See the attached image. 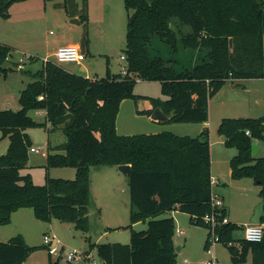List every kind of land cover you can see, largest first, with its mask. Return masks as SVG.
<instances>
[{"label":"trees","instance_id":"1","mask_svg":"<svg viewBox=\"0 0 264 264\" xmlns=\"http://www.w3.org/2000/svg\"><path fill=\"white\" fill-rule=\"evenodd\" d=\"M19 1L0 0V12L6 13ZM87 1L83 0L84 8ZM124 4L128 11L126 76H111L108 71L106 78L96 80L47 61L21 92L22 108L0 111V141L10 140L7 153L0 156V225H9L14 213L31 208L40 221L58 219L89 232L91 168L130 165L131 224L147 222L148 228L132 229L129 244L95 245L101 263L177 264L176 222L161 216L180 211L190 216L192 224L209 229L203 221L214 212L208 131L197 137L169 131L119 135L120 106L126 99L149 100L153 108L139 114L151 117L160 107L173 115L168 122L207 123L210 100L229 81L264 78V0H124ZM63 6L68 14L79 8L76 0H64ZM173 19L180 27L192 29L188 34L179 29L184 48L207 51L191 70L177 72L171 60L150 53L154 35L178 50ZM89 45L85 32L82 50ZM12 51L0 43V80L12 70L5 67ZM136 76L159 82L167 99L135 95ZM31 110L45 111L46 123L33 120ZM47 123L49 133L61 130L67 138L62 145H48L47 168H74V180L47 177L44 185H37L30 174L21 173L33 148L26 131ZM218 134L226 138V146L238 150L230 162L232 178L259 183L264 210V158L252 155V145L264 142V117L224 118ZM221 213L227 216L226 209ZM241 228L231 222L217 228L219 243L229 248L234 264H245L249 255L251 264H264V237L258 243L239 239L236 244L234 233ZM211 245L208 231L205 249L209 251ZM37 249L21 235L8 242L0 240V264H24Z\"/></svg>","mask_w":264,"mask_h":264},{"label":"rangeland","instance_id":"2","mask_svg":"<svg viewBox=\"0 0 264 264\" xmlns=\"http://www.w3.org/2000/svg\"><path fill=\"white\" fill-rule=\"evenodd\" d=\"M79 8L76 13L68 14L64 8V0H22L12 3L6 13L0 12V43L12 48V57L5 63L10 71L7 78L0 80V111H19L21 92L35 80V75L43 69L44 59L55 61V53L59 47L70 44H81L83 34L88 33L90 45L86 49L87 57L81 64H61L67 71L85 77L84 67L93 78L104 79L109 71L111 76L121 75L122 68L127 63L122 60L126 50L128 11L124 0H88L84 8L83 0H76ZM86 16L87 21L84 19ZM171 28L178 33V50L154 35L150 46L152 56L171 60L177 72L191 70L206 57L207 51H197L183 47L179 29L184 34L192 31L190 26L183 25L177 19L171 22ZM32 55L34 58L30 57ZM60 65V64H59ZM133 93L140 97L164 101L161 85L157 81L141 80L136 76ZM238 79L226 84L209 103V121L204 123L168 122L159 124L150 116L136 114L138 112L134 99H126L121 103L117 119L119 134H147L156 130L175 132L180 136H199L208 131L211 151V174L219 179L212 185L214 194L231 205L233 213L240 219H248L253 214H263L261 186L253 179L235 180L231 176V166L226 159V153L238 154V150L223 144L218 127L224 118H262L264 117V85L258 79ZM149 101V100H147ZM143 115V116H141ZM29 116L38 123H46V114L40 110L29 111ZM51 127L30 128L26 131L32 138L33 148L39 150L30 152V158L22 175H31L34 183L44 185L47 177L55 179L74 180V168H47L49 142L60 144L66 142L65 134L58 130L49 133ZM188 134V135H187ZM261 146L257 157L264 158V142L256 141ZM9 138L0 141V156L7 153ZM225 157V160H224ZM46 159V160H45ZM231 160V159H230ZM231 162V161H230ZM119 171L118 166L91 168V193L95 199L89 207L91 230L79 231L73 224L64 223L58 219L51 222L38 220L31 208H24L9 225H0L1 234L11 232L14 236L22 235L31 247H38L24 264H91L93 260L100 263L95 245L99 244H129L131 230L143 231L148 228L147 222L132 226L130 220L131 199L129 181ZM221 191V193H217ZM97 203V204H96ZM230 207V206H229ZM173 217L176 222L175 240L178 244H187L185 249L177 251V264H204L212 259L205 249L208 230L190 222V216L180 211L169 212L161 217ZM182 229L185 234H178ZM55 235L64 246V250L53 255L44 245L45 235ZM241 229L234 233L236 240L243 239ZM217 244V243H216ZM212 244V246L216 245ZM44 246V247H43ZM94 246V248H93ZM218 247L219 262L216 264H231L228 261L230 251L223 244ZM67 251H78L88 254L91 259H83L79 263L67 261Z\"/></svg>","mask_w":264,"mask_h":264},{"label":"built area","instance_id":"3","mask_svg":"<svg viewBox=\"0 0 264 264\" xmlns=\"http://www.w3.org/2000/svg\"><path fill=\"white\" fill-rule=\"evenodd\" d=\"M86 53L82 50L81 46L79 45H69V46H62L59 47L57 52L55 53V63L57 64H81L86 60ZM122 60L126 61V57L123 56ZM47 61H51L47 58L44 59V63ZM127 66L122 68L121 75L126 76ZM31 152H38L32 148ZM217 181L212 178V185H215ZM212 206L214 208V212L212 214L206 215L203 221L205 224L209 226V233H210V242L211 244L219 243V236L217 235V228L221 227L222 225L229 224L230 221L228 216H223L221 210L225 209L224 200H222L219 195L214 194L212 191ZM178 234H182L183 231L177 230ZM264 237V223H259L255 225H248L244 228V239L251 243H258L263 240ZM44 245L48 248L49 253L53 255H58L64 250V246L62 245L61 241L55 235H45L44 237ZM210 252V250L208 251ZM67 261L71 263H79L84 258L90 260L91 256L88 254L80 253L78 251H67L66 255ZM91 264H102L101 261L98 263L97 261L93 260ZM204 264H215V260H212L208 263Z\"/></svg>","mask_w":264,"mask_h":264},{"label":"crops","instance_id":"4","mask_svg":"<svg viewBox=\"0 0 264 264\" xmlns=\"http://www.w3.org/2000/svg\"><path fill=\"white\" fill-rule=\"evenodd\" d=\"M70 45H79V46H81V44H70ZM85 53H86V55H87V52L86 51H84ZM30 57H32V58H34L32 55H29ZM84 70L87 72V74L85 73V77H87V78H91V79H96V80H99L98 78H93V77H91L90 76V74L88 73V70H89V68L87 67V66H85L84 67ZM11 71H15V70H11ZM9 75V74H8ZM8 77V76H7ZM248 80H250V81H252L251 79H248ZM257 81H259V82H261V84H262V86L264 85V78L263 79H258ZM232 81H229L228 82V84H230ZM264 87V86H263ZM264 92V91H263ZM167 99V98H166ZM165 99V100H166ZM141 101V104H140V106L144 109L143 111H148V110H151L152 108H153V106H152V104L149 102V101H145V100H140ZM210 103V102H209ZM138 107H137V111H140V109H139V102H138V105H137ZM46 114V112L45 111H41V114ZM136 114H138V112H136ZM141 116H143V115H141ZM151 118V117H150ZM238 118H240V117H238ZM46 120H47V118H46ZM152 120V119H151ZM153 121V120H152ZM155 122V121H154ZM159 124H166V123H161V122H158ZM208 123V122H207ZM207 123H204V124H207ZM163 131H165V130H156V132H154V133H157V132H163ZM172 133H174V134H176V135H179L180 136V134H178V133H175V132H172ZM28 134V133H27ZM119 134V133H118ZM29 135V134H28ZM119 135H122V134H119ZM128 135H133V134H128ZM188 135V134H187ZM30 136V135H29ZM189 136V135H188ZM191 136V135H190ZM197 137V136H196ZM32 139V138H31ZM222 141H223V144H224V140H223V137H222ZM65 143V142H64ZM64 143H60V144H52L51 143V141L49 142V144L52 146V147H56V146H59V145H62V144H64ZM256 144H258L257 142H255ZM259 146V150H258V153L261 151V146L260 145H258ZM211 147V146H210ZM213 150V152H214V146H212L211 147V151ZM31 152V151H30ZM33 153H36V152H33ZM258 153H257V155H258ZM237 154H235V153H232V154H229V153H226V155H225V157H226V159H229V163H230V159H232V158H234L235 156H236ZM257 155L256 156H254V157H257ZM225 157H224V160H225ZM46 160V159H45ZM29 174V173H28ZM121 174V173H120ZM128 178V177H127ZM212 178L213 179H215L214 178V176L212 175ZM215 180H217V181H219V179H215ZM36 184V183H35ZM221 193V191H218L217 193ZM93 196V195H92ZM95 198L93 197V200H94ZM96 200V199H95ZM94 202V204H95V201H93ZM263 202V201H262ZM224 203H225V201H224ZM97 204V203H96ZM230 206V207H229ZM229 206H227V204H225V209L227 210V216H228V219H229V221L231 222V223H234V224H237V225H239V226H242L243 228H242V230H243V232H244V228L246 227V226H248V225H255V224H259V223H261V217L264 215V210H263V214L262 215H260V216H256L255 214H253L250 218H248V219H240V218H238L236 215H235V213H233V211H232V208H231V205H229ZM262 206H263V203H262ZM21 210H23V209H21ZM21 210H19L18 212H16V213H14L13 214V216H12V221H13V218L17 215V214H19V212L21 211ZM169 213H166L165 215H168ZM170 217V216H169ZM163 218V217H162ZM178 230H181V231H183L182 229H178ZM183 234H185V232L183 231V233L181 234V235H183ZM8 235H10V237H11V232H9V233H7L6 231H4V234H1V231H0V240L1 241H3V242H8L9 241V239H8ZM19 235V234H18ZM22 236V235H21ZM15 237V236H14ZM208 237V236H207ZM244 237V236H243ZM12 239V238H11ZM25 239V238H24ZM244 239V238H243ZM174 243H175V246L176 247H180V251H182V250H184L185 249V247H186V245L187 244H185V243H180V244H178L177 242H176V240H175V237H174ZM221 246L222 244H220V243H217L216 245H214V246H212L211 248H210V252H208V254L209 255H212V259L210 260V261H212V260H215V264H216V262H219V257H218V247L217 246ZM225 246V245H224ZM176 253H177V251H176ZM228 259V261L231 263V264H234L233 262H232V259H231V255L227 258ZM209 261V262H210ZM251 261H252V255H249L248 256V260H247V262L245 263V264H251Z\"/></svg>","mask_w":264,"mask_h":264},{"label":"water","instance_id":"5","mask_svg":"<svg viewBox=\"0 0 264 264\" xmlns=\"http://www.w3.org/2000/svg\"><path fill=\"white\" fill-rule=\"evenodd\" d=\"M140 104H141V101H139V109L140 111H143L144 109L140 106ZM172 116H173L172 114L167 115L160 107H158L153 111L151 115V119L155 122L167 123L172 118ZM223 140L225 141L226 138L223 137ZM258 150H259V146L256 143H254L252 145V155L256 156L258 153ZM119 171L128 178L131 176V166L130 165L119 166ZM176 251H180V247H176Z\"/></svg>","mask_w":264,"mask_h":264}]
</instances>
